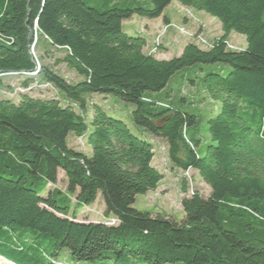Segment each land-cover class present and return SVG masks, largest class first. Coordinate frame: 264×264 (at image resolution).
Listing matches in <instances>:
<instances>
[{
    "label": "trees",
    "instance_id": "obj_1",
    "mask_svg": "<svg viewBox=\"0 0 264 264\" xmlns=\"http://www.w3.org/2000/svg\"><path fill=\"white\" fill-rule=\"evenodd\" d=\"M150 1L0 0V78L22 75L29 88L41 76L68 99L26 90L19 100L0 97V264H15L12 256L22 264H70L56 259L64 249L72 261L92 264H264V0H177L216 17L223 34L208 48L190 42L171 59L145 52L147 38L123 29L135 15L169 23L173 0ZM233 31L246 36L245 48H229ZM39 35L65 50L63 62L82 80L71 83L47 66L23 74L37 69ZM197 63L223 64L202 77L207 96L221 103L203 151L190 133L196 114L146 96ZM87 93L135 104V122L166 139L173 164L196 170L210 194L185 197L181 220L135 208L137 196L164 178L153 165L155 146L98 104L87 134ZM71 133L87 138L91 155L69 146ZM60 169L66 193L48 190ZM99 194L107 219L77 220Z\"/></svg>",
    "mask_w": 264,
    "mask_h": 264
},
{
    "label": "rangeland",
    "instance_id": "obj_2",
    "mask_svg": "<svg viewBox=\"0 0 264 264\" xmlns=\"http://www.w3.org/2000/svg\"><path fill=\"white\" fill-rule=\"evenodd\" d=\"M92 6L100 7L104 0H85ZM123 6L143 5L150 7V0H123ZM165 15L169 18V23L164 19H150L138 15L123 22V29L132 36H142L147 38L148 44L145 52L154 54L158 58L171 59L180 55L181 49L188 43L194 42L203 48H208L219 39L221 23L216 18L204 11L185 7L177 0H173L165 9ZM149 24V28H146ZM229 48L231 50H241L247 46L246 36L233 31L230 34ZM35 54L39 58L41 66H47L53 71L63 76L71 83L79 82L83 79L76 70L63 62L66 54L65 50L54 48L43 35H39V44L35 48ZM223 64L197 63L185 67L175 73L168 86L161 92H148L147 97L153 101H162L175 108L192 112L197 115V123L190 129V133H195L200 139L199 151H203L211 143L207 122L216 116L221 108L219 101L209 98L202 88V77L204 73L219 71ZM22 75H9L0 78V97L7 95L16 96L19 100V92L24 90ZM35 83L27 91L33 92L34 96L41 98H57L63 104L68 103L66 95L54 85H49L41 80V76L34 79ZM33 88V89H32ZM186 98V101L183 100ZM87 109L83 113L87 117L89 134L93 127L92 105L98 104L103 107L109 115L122 119L127 123L130 130L136 136L152 142L155 146V158L153 165L163 173L164 178L160 181L156 190L149 191L145 195H138L134 207L139 210L149 211L156 214H163L167 217L181 220L184 215L183 199L191 197L194 192L202 194L204 197L210 194V187L201 178L196 170L184 171L176 167L169 156V145L166 139L156 136L147 128L139 126L134 119L133 111L136 105L126 102L111 94L87 93ZM77 110H81L77 107ZM69 146L91 155V147L87 143L86 137H78L73 133L68 137ZM67 177L63 170H59L58 182L48 186V190L59 189L61 192L67 191ZM78 193V191H77ZM72 208L76 204V196H72ZM105 203L101 194L96 202L91 206H84L78 209L76 216L79 221H102L104 216ZM112 221V218L108 220ZM9 253H5L3 258H8ZM15 264H22V261L12 256ZM57 260L70 264H92L90 261H72L67 250L61 251L57 255ZM96 263H101L99 260Z\"/></svg>",
    "mask_w": 264,
    "mask_h": 264
},
{
    "label": "built area",
    "instance_id": "obj_3",
    "mask_svg": "<svg viewBox=\"0 0 264 264\" xmlns=\"http://www.w3.org/2000/svg\"><path fill=\"white\" fill-rule=\"evenodd\" d=\"M40 68H41V65L40 63H38V66H37V69L34 71V72H24L23 74H32V75H38V72L40 71ZM11 75H19V74H14L12 73ZM50 85V84H49ZM31 87V86H30ZM28 88V89H31V88ZM27 88H24V90H26ZM33 89V88H32ZM24 90H21V91H24ZM27 91V90H26Z\"/></svg>",
    "mask_w": 264,
    "mask_h": 264
},
{
    "label": "water",
    "instance_id": "obj_4",
    "mask_svg": "<svg viewBox=\"0 0 264 264\" xmlns=\"http://www.w3.org/2000/svg\"><path fill=\"white\" fill-rule=\"evenodd\" d=\"M167 120H168V118L166 117L164 119L156 121L155 125L157 126V128H162L166 124Z\"/></svg>",
    "mask_w": 264,
    "mask_h": 264
},
{
    "label": "crops",
    "instance_id": "obj_5",
    "mask_svg": "<svg viewBox=\"0 0 264 264\" xmlns=\"http://www.w3.org/2000/svg\"><path fill=\"white\" fill-rule=\"evenodd\" d=\"M161 17L163 18V16H161ZM161 17H159V18H161ZM156 19H158V18H156ZM149 26H151V25L146 24V28H149ZM222 34H223V31H222V28H221V30H220V36H222ZM220 36H219V37H220ZM214 42H215V40H214ZM184 47H185V46H184ZM184 47L181 49L180 54L182 53ZM164 59H166V58H164Z\"/></svg>",
    "mask_w": 264,
    "mask_h": 264
}]
</instances>
